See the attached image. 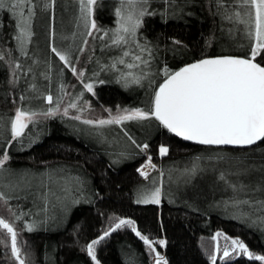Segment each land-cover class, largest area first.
I'll use <instances>...</instances> for the list:
<instances>
[{
    "label": "snow or ice",
    "instance_id": "1",
    "mask_svg": "<svg viewBox=\"0 0 264 264\" xmlns=\"http://www.w3.org/2000/svg\"><path fill=\"white\" fill-rule=\"evenodd\" d=\"M197 3L198 0H113L108 5L114 12L115 26L112 27L104 26L98 20V9L105 7L103 0H76L75 30L61 34L62 40L72 41L65 48L58 47L55 42L57 0H0V14L7 12L14 21L11 33L3 32V24L0 23V62L9 72L3 98L7 102L11 97L15 103L14 115L0 112V127L8 133L4 135L6 146L0 150V203L14 217L9 219L0 215V230L5 234L0 237V245L6 256L11 253L9 260L15 264H39L35 250L25 247L28 241L21 237V233L25 229L37 231L55 222L56 218L47 214V206L52 204L53 198L55 206L63 213L60 222L70 214L73 205L87 199L85 177L74 175L68 165L49 167L39 173L18 171L8 166L12 159L8 149L13 141H18L22 147H31L39 137L29 134L25 143L29 125L57 115L71 116L91 126L102 141L108 139L103 129L118 126L131 144L146 154L138 172L149 182L135 189L137 204L161 205L165 196L174 203L176 193L170 187L166 190L165 176L169 186L175 183L179 189L181 185L194 184L198 177L211 173L216 177L213 189L228 193L226 197L213 201V206L231 209L237 219L264 232V148L260 147L264 145V0H205L200 7H206L210 13L213 28L203 49L194 51L173 37L172 47H163L173 55L187 56L190 62L181 61V64L170 67L165 61L161 66L158 62L161 45L150 40L143 31L146 18L157 15L164 20L182 18L186 12L194 14L188 9ZM49 9L51 53L78 77L82 86L74 97L67 91L63 70L57 79L59 92L54 96L51 90L53 63L42 59L30 47L36 35L35 19L39 12ZM78 36L81 38L79 45L76 43ZM89 38L99 40L102 49L116 50L115 54L108 56V63L96 56L95 43L89 47ZM10 40H14L11 46ZM214 47H219L220 51H209ZM74 49L81 55L86 50L90 51L89 61L95 58L99 67L90 77L87 68L78 67L80 57L74 55ZM41 64L47 66L43 72L39 71ZM102 71L112 73V82L124 88L138 86L150 90L147 105H117L115 109L104 106L107 115L98 118L84 115L92 109V102L83 99L85 92L96 96L95 85L107 82L99 78ZM40 77L47 83L41 85ZM41 99L46 104L34 107L33 101ZM82 100L83 104L80 103ZM73 109L75 115L70 111ZM132 121L142 125L155 121L168 133L201 145L214 146L217 151L198 154L184 167L173 165L166 170L163 164L154 162L149 143L138 141L129 132L125 125ZM228 146L234 147L227 151ZM169 152L167 143L158 145L159 157L163 158ZM127 156L129 153L123 151L117 160ZM152 172L156 173L155 178ZM37 187L45 203V208L39 209L44 215L39 218L31 209L25 211L20 205L11 203L14 199H27L31 190ZM17 193L19 195H15ZM189 207H195V204L190 203ZM29 215L31 220L24 219ZM107 219L106 229L81 246L94 264H102L97 246L113 232L124 228H130L146 245L152 264H170L167 255L157 246L167 248L169 240L166 235L153 237L146 234L131 216L113 212ZM16 222H22L24 227L18 228ZM212 240L214 249L208 254L211 264H232L241 256L264 264V252L254 251L240 236H231L221 229L215 232ZM72 243L80 244L78 229ZM48 247L44 255L46 264H59L56 249L53 247L48 251ZM204 250L208 252L207 248ZM129 259L130 264H137L134 256Z\"/></svg>",
    "mask_w": 264,
    "mask_h": 264
},
{
    "label": "trees",
    "instance_id": "2",
    "mask_svg": "<svg viewBox=\"0 0 264 264\" xmlns=\"http://www.w3.org/2000/svg\"><path fill=\"white\" fill-rule=\"evenodd\" d=\"M105 7L98 9V20L104 26L114 27V12L108 6L113 0H103ZM205 0H198L195 6L188 9L182 18L170 17L166 20L159 15L146 18L144 34L150 40L161 45L159 52V63L162 66L166 61L170 67L181 64V61H188V57L183 54L173 55L170 49L173 45V37L184 42L190 49L200 51L203 49L205 40L210 29L213 28V19L205 8H201ZM76 0H57L55 11L56 44L58 47L67 48L72 43L71 39L58 41L61 34L74 31L73 16L76 13ZM0 23L3 24V32L11 33L14 21L7 12L0 14ZM51 10L39 12L34 22L33 44L30 46L42 59L52 61L53 81L52 92L58 94L57 79L63 70L64 82L68 85L67 91L73 94L82 90L78 77H76L59 57L51 53ZM62 40V39H61ZM58 42V43H57ZM76 43H81L78 36ZM96 44L95 53L97 57H102L104 63H108V56L115 54L116 50H105L100 47L99 40L89 38V47ZM14 44V40L9 41V46ZM244 49H239L243 51ZM74 55L80 57L78 67L87 68V75L90 77L94 70H98L95 58L88 60L91 55L86 50L82 55L75 49ZM209 51L218 52L219 47H214ZM16 55H19L18 50ZM32 63L31 60L28 61ZM47 66L41 64L39 71L43 72ZM9 78L8 70L0 62V112L7 115H14L12 109L15 103L11 97L5 102L3 92L8 87L6 81ZM99 78L107 81L104 84H96V96L85 92L84 100L92 102V109L84 115L90 118H98L104 112V106H111L113 109L117 105L120 107L146 106L150 95V90L138 86L124 88L118 83H114L113 74L102 71ZM93 79H95L93 77ZM41 85L47 83L40 77ZM75 86V87H72ZM18 91V90H14ZM18 98V97H17ZM67 102V100L65 101ZM83 104V100L80 101ZM46 101L43 99L33 101L34 107H43ZM75 115V110H70ZM138 141H147L150 145V152L153 160L157 164H163L165 169L173 165L177 168L184 167L192 157L198 154H205L217 151L214 146H205L191 141H187L167 130L153 121L149 124H139L135 121L126 122L125 125ZM108 137L107 141H102L101 137L92 130L91 126L83 124L71 118L60 115L42 119L39 123L30 124L29 130L25 134V143L28 136L39 138L31 147H22L18 141H13L8 149L12 159L8 162L11 169L18 171L29 170L31 172H44L49 167L68 165L74 175H82L87 181V199L81 200L79 204L72 206L70 214L63 218L62 210L55 206L53 198L52 204L48 207V215L56 218L55 222H50L46 227L29 232L26 229L21 233V237L28 241V245L35 250L36 259L39 264H46L44 255L46 246L48 251L54 247L56 249L59 264H94L90 256L81 250V246L89 240L101 234L108 226V217L113 212L118 215L131 216L137 220L141 230L153 237L167 236L169 243L167 248L157 245L161 251L169 258L170 264H211L209 253L205 252L204 242L211 239L217 230H223L231 236H240L257 252H264V232L256 226H250L244 220L237 219L231 209L213 206V201L226 197L228 193L213 189V181L216 179L211 173L198 177L194 184L183 186L179 189L175 183L169 186L167 176H165L166 190L176 193L175 202L170 203L169 197L165 196L161 205L137 204L135 202L134 191L138 185L148 183L138 172V168L146 160V154L135 146L124 135L118 126H109L103 129ZM4 133L0 127V150L6 146ZM10 138V135H9ZM167 143L170 152L163 158L158 155V145ZM260 147L264 148V145ZM233 147L225 150L231 151ZM129 153L127 157H117L121 152ZM259 151V148L257 149ZM155 178L156 173H151ZM15 195H19L18 193ZM91 201V202H89ZM11 203L20 205L25 211L31 209L33 213L44 215L39 209L45 208L44 201L41 200L39 189L33 188L27 199H14ZM194 203L195 207H189ZM199 209V210H197ZM32 216L24 219L31 220ZM11 219L14 217L11 216ZM161 220L163 224H161ZM18 228H23L22 222H16ZM79 230L80 244L72 243L76 230ZM98 248V258L102 264H130V257H135L137 264H152V258L147 251L146 245L135 235L130 228H124L113 232L110 237L105 238ZM2 245H0V264H13L8 259ZM232 264H262V262L251 260L247 257H237Z\"/></svg>",
    "mask_w": 264,
    "mask_h": 264
},
{
    "label": "rangeland",
    "instance_id": "3",
    "mask_svg": "<svg viewBox=\"0 0 264 264\" xmlns=\"http://www.w3.org/2000/svg\"><path fill=\"white\" fill-rule=\"evenodd\" d=\"M63 41L64 40H61V38H60V40L58 42L59 43H61V42L63 43ZM101 114L107 115V113L105 111L102 112ZM0 215H4L6 218L11 219V214L9 213L7 208L2 203H0ZM4 235H5L4 232L2 230H0V237H2ZM221 242H223V237H221ZM204 248H207L208 253H210L214 249V241L212 240V237H211V239H207L204 242ZM11 261H12L13 264H15V261H13V260H11Z\"/></svg>",
    "mask_w": 264,
    "mask_h": 264
},
{
    "label": "water",
    "instance_id": "4",
    "mask_svg": "<svg viewBox=\"0 0 264 264\" xmlns=\"http://www.w3.org/2000/svg\"><path fill=\"white\" fill-rule=\"evenodd\" d=\"M181 138V137H180ZM182 139H184V138H182ZM192 142V141H191ZM194 143H197V142H194ZM199 144V143H198ZM206 146V145H205ZM228 147H234V146H228Z\"/></svg>",
    "mask_w": 264,
    "mask_h": 264
}]
</instances>
